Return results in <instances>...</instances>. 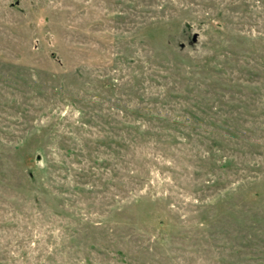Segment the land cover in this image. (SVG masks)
Segmentation results:
<instances>
[{"label":"rangeland","instance_id":"1","mask_svg":"<svg viewBox=\"0 0 264 264\" xmlns=\"http://www.w3.org/2000/svg\"><path fill=\"white\" fill-rule=\"evenodd\" d=\"M0 264H264V0H0Z\"/></svg>","mask_w":264,"mask_h":264}]
</instances>
